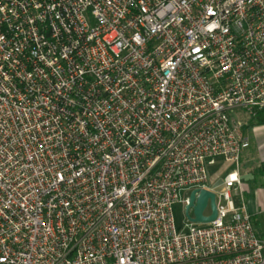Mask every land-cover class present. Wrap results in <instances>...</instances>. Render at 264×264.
Wrapping results in <instances>:
<instances>
[{
  "label": "built area",
  "instance_id": "2783aa9c",
  "mask_svg": "<svg viewBox=\"0 0 264 264\" xmlns=\"http://www.w3.org/2000/svg\"><path fill=\"white\" fill-rule=\"evenodd\" d=\"M261 108L264 0H0V264H264L231 196Z\"/></svg>",
  "mask_w": 264,
  "mask_h": 264
},
{
  "label": "rangeland",
  "instance_id": "374dc122",
  "mask_svg": "<svg viewBox=\"0 0 264 264\" xmlns=\"http://www.w3.org/2000/svg\"><path fill=\"white\" fill-rule=\"evenodd\" d=\"M239 116L246 119L250 143L239 158L241 185L231 190V196L236 205L245 204L251 210L256 233L264 239V124H253V119H248L245 114L239 113ZM234 168L232 162L222 157L215 158L212 164L207 165L209 184L216 190L222 189L224 174ZM173 217L177 230L182 229L186 219L184 204L177 202L173 205Z\"/></svg>",
  "mask_w": 264,
  "mask_h": 264
},
{
  "label": "water",
  "instance_id": "95a60500",
  "mask_svg": "<svg viewBox=\"0 0 264 264\" xmlns=\"http://www.w3.org/2000/svg\"><path fill=\"white\" fill-rule=\"evenodd\" d=\"M208 200L210 213L204 215L203 211L207 207ZM190 209H192L193 217L189 215ZM185 215L193 222L207 223L213 221L217 215L215 194L204 188L192 190L188 197V203L185 206Z\"/></svg>",
  "mask_w": 264,
  "mask_h": 264
},
{
  "label": "trees",
  "instance_id": "16d2710c",
  "mask_svg": "<svg viewBox=\"0 0 264 264\" xmlns=\"http://www.w3.org/2000/svg\"><path fill=\"white\" fill-rule=\"evenodd\" d=\"M249 119H253V124H264V108H261L256 111L254 116Z\"/></svg>",
  "mask_w": 264,
  "mask_h": 264
},
{
  "label": "crops",
  "instance_id": "0c3cea01",
  "mask_svg": "<svg viewBox=\"0 0 264 264\" xmlns=\"http://www.w3.org/2000/svg\"><path fill=\"white\" fill-rule=\"evenodd\" d=\"M248 211L250 212V214H252V212H251V210L250 209H248ZM252 222H253V219H252ZM254 224V223H253ZM255 225V224H254ZM256 227V226H255Z\"/></svg>",
  "mask_w": 264,
  "mask_h": 264
}]
</instances>
